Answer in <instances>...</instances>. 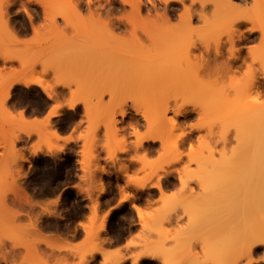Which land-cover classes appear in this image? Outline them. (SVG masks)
<instances>
[{
  "label": "rangeland",
  "instance_id": "1",
  "mask_svg": "<svg viewBox=\"0 0 264 264\" xmlns=\"http://www.w3.org/2000/svg\"><path fill=\"white\" fill-rule=\"evenodd\" d=\"M40 1H23V6L30 12L33 3L42 8V17L30 19L31 28L27 32L11 24L9 9L0 14V23L1 18L7 19L5 28L0 26V100L6 87L4 83L11 79L28 76L47 84L55 95L50 97L55 101L54 105H61L58 112L62 111L64 103L69 106L70 101H75V106H83L80 117L84 127L80 137L82 145L79 150L77 145L64 149L58 142L60 137L52 130L54 124L50 119V123H29L23 113L18 117L12 114L10 98L13 91L28 100L37 101L41 94L31 86L38 84L17 82L10 88L4 103L11 114L2 115L4 118L0 119V209L4 205L6 208V212L0 210V264H91L92 260L96 264L98 258H101L100 264H115L120 260L121 264H133L137 258L140 259L137 264H185L193 255H196L195 260L210 258L214 264H234L236 261L244 264L253 257L258 261L252 264H264L261 262L264 250L239 257L236 248L239 241L236 234L240 229L243 231L244 226L241 225L244 220L245 226L264 223V202L262 198L252 199L253 192L250 195L240 193V177L226 183L227 196L223 198L222 171L219 168L220 162L231 155L235 138L258 135L256 123L240 124L234 115L221 121L217 111L205 110L206 104H215L219 100L216 94H172L163 100L169 105L165 113L158 114L153 104L157 100L160 102V93H139L141 96L135 98V95L129 97L121 92L112 94L105 91L114 81L107 77L113 68L105 65V53L97 54L92 50L89 56L85 53L89 58L84 56L87 60L83 61L81 57L76 58L75 52V57L72 56L77 60L71 59V53V57L69 54L66 56L71 60H63V50L66 49L60 45L62 32L69 37L74 35L75 28L66 25L59 15H56L57 26L50 28ZM77 1L84 16H89L91 11L95 18H107L106 8L113 0ZM99 27V23L90 25L89 34L84 36L86 47L89 41L96 45L105 41V30H99ZM198 54L199 50L189 53L192 61L189 65L198 64ZM253 66L261 70L259 63ZM245 69L246 66L225 76H215L204 67L199 73L204 81L210 79L213 84L221 85L235 75L244 76ZM19 84L23 87L15 88ZM67 95L69 99L64 101ZM257 98L263 100L264 94ZM249 99H244V102L252 105ZM177 108H183L184 114L176 115ZM124 109L126 114L120 115ZM78 117L79 111H67L60 121L72 124ZM222 128L228 136L225 143L221 140ZM181 132L185 139L179 140L178 147H175L174 140L173 143L169 140ZM20 133L37 136L29 150L17 148ZM152 134H157L160 139L152 143ZM131 145L135 147L131 160L139 163L140 167L130 175L128 165L120 164L119 176L123 181L111 179V191L114 192L121 182L124 183L122 198L133 196V188L141 189L136 200L146 203L149 210L139 208L141 231L137 242L131 243L137 250L127 254L109 253L103 248L105 217L99 220L97 213L105 196L103 161L115 158L121 150L128 154ZM48 146L60 150L50 147L51 150ZM40 147L41 150L33 155L34 149ZM78 153L81 170L76 164ZM260 177L264 178V175ZM157 182L162 195L154 199ZM141 184L145 186L140 188L138 185ZM149 186L153 188L144 190ZM167 189L174 190L172 196H165ZM3 193L6 198H3ZM57 194L63 199L60 206L38 207L40 198ZM3 199H9V202ZM1 202L4 203L2 206ZM11 210L17 213L11 214ZM89 210V222L84 224V242L75 244L55 238V235H68L70 231L74 236L79 235L76 228H70V222ZM131 215L127 205L115 214L112 230L118 238L134 229L130 225ZM92 252L95 254L93 257L90 255ZM2 255L6 260L1 258Z\"/></svg>",
  "mask_w": 264,
  "mask_h": 264
},
{
  "label": "bare ground",
  "instance_id": "2",
  "mask_svg": "<svg viewBox=\"0 0 264 264\" xmlns=\"http://www.w3.org/2000/svg\"><path fill=\"white\" fill-rule=\"evenodd\" d=\"M118 1L110 2L107 9V11H113L122 8L127 12L123 18H120L122 23L117 26L105 17H93L91 11L89 16H84L78 7L77 0L40 1L44 6L45 17L49 20L50 28L57 26L56 15L61 16L66 25L70 24L75 28L74 35L69 37L62 32L63 38L60 45L66 49L63 50L62 59L65 60L68 56L71 57L77 53L76 58L81 57L84 61L85 57L91 55L92 50L97 54L105 53V61H107L105 65L113 68L107 77L109 80H114L113 84H109L105 91L112 94L121 92L129 97L135 95V98L137 95L140 97L142 93H160L162 95L160 102L157 100L156 104H153L158 114L165 113L169 105L167 101L163 100L170 98L172 94L218 95L219 100L215 104H206L205 110L217 111L221 121L234 115L240 124L252 125L256 123L258 131V135L255 137L235 138L234 144L231 145V155L227 156L225 161L220 162L219 168L223 176L220 178L221 196L223 198L227 196L226 183L231 179L240 177L241 186H238V189L241 187L240 193L250 195L253 192L252 199L259 200L262 198L264 202V178L260 177L261 174L264 175V98L261 101L257 100L259 94H264V0ZM9 4V0H0V14L3 15L5 11L7 12ZM143 8H146L147 13L154 8L157 16L141 15ZM174 17L177 19L175 20ZM6 21L7 19L1 18L0 26L5 28ZM92 23L94 25L99 23L98 29L105 30V41L97 45L94 41H89L86 47L87 43L84 41V36L89 34ZM115 28L120 30L118 34L115 33ZM34 29L36 28L34 27ZM236 40L254 43L248 49L250 55L248 66L251 65L252 68L249 66L246 76L244 78L233 76L227 83L221 85L213 84L210 79L204 81L205 79L203 80L199 73L204 67L208 69V73L215 76L223 75V73L230 74V68L240 58L236 52L237 48L234 46L237 43ZM255 42L259 45H255ZM225 44H228L227 54L223 51ZM197 48L203 49V53L201 52L197 57L198 64L189 65V61L192 62L189 53ZM81 55L85 57L83 58ZM73 60L77 59L73 58ZM241 60L245 61V58H241ZM254 63H259L261 70L255 69ZM17 82H22L25 85L40 84L50 97L55 96L47 84L35 78L26 76L11 79L8 83H4L6 87L1 95V120L4 118L2 115L11 114L4 102L9 96L10 88ZM250 97L254 98L255 101L254 99L251 100ZM246 98H250L249 102L252 105H248V101L247 103L244 102ZM75 104V101L69 102L70 107H74ZM60 106L55 104L50 114L57 113ZM126 112L127 110L124 109L120 115H125ZM135 112L139 113V110L135 109ZM184 112L183 108H177L175 114L183 115ZM48 118L49 116L45 122L49 121ZM224 129L222 128L221 140L225 143L228 141V136ZM260 131L261 134H259ZM55 135L57 136V134ZM150 136L153 142L160 139L157 134ZM184 139L185 134L181 132L169 141L173 143L174 140V146L178 147V141ZM50 147L48 146V149L52 148ZM56 148L58 149V147L52 149L55 150ZM40 150L41 147L34 149L32 154L35 155ZM23 159L27 160V158ZM138 186L143 188L145 184ZM157 186L161 189L158 182ZM4 195L3 193V198H6ZM25 196L28 198L26 194ZM7 198L10 197L7 196ZM3 200L7 201L6 199ZM249 201L248 199V204H250ZM2 202L1 206L4 204ZM2 207L6 212L5 205ZM3 209L0 210L3 211ZM10 213L14 215L17 211L11 210ZM244 224L241 225V227L244 226L243 231L240 229L238 230L239 233L236 234L239 238L236 243L239 257L254 255L264 250V223L262 225L249 223L246 226ZM101 252L103 253V250ZM90 255L94 256V253L92 252ZM1 258L6 260L5 255H2ZM195 258L196 255H193L191 260L185 264H214L210 258L200 260H195ZM139 260V258L135 259L133 264H137ZM121 261L115 264H121ZM257 261V257H253L244 264H252ZM261 262L264 263V254ZM234 264H238V262L236 261Z\"/></svg>",
  "mask_w": 264,
  "mask_h": 264
},
{
  "label": "crops",
  "instance_id": "3",
  "mask_svg": "<svg viewBox=\"0 0 264 264\" xmlns=\"http://www.w3.org/2000/svg\"><path fill=\"white\" fill-rule=\"evenodd\" d=\"M37 84V83H35ZM30 85V84H29ZM16 87H23V85H15ZM31 87H36L37 90L41 94V99L37 101H31L24 98L21 94L13 91V94L10 98V110L12 114L16 117L20 116L21 113L24 114L27 122L32 123L35 121H45L47 116L48 119L51 120V123L54 124L52 130L59 136L58 142L63 145L64 149H67L73 145L78 146V150L82 145V140L80 139L81 135L83 134L84 127L80 123V117L83 115V106L76 105L74 108L67 106L64 101L69 99V95H67L66 99H64L63 103L64 106L61 112H57L54 114H50L52 111V106L54 105L55 101L50 98V96L41 88V85H32ZM14 88V89H15ZM9 110V111H10ZM67 111H79V117L75 122L72 124H63L61 123L62 116L64 112ZM37 136L35 134L28 135L26 133H20L19 140H17V148L29 150L32 144L36 141ZM153 143V141H151ZM155 142V141H154ZM122 151V152H121ZM118 152L117 156L113 159H106L103 164L105 165V196L101 201L100 206L97 209L98 219L101 220L105 217V242L103 248L109 253H130L131 251H136L137 248L131 245L132 242H137L138 234L141 231V220L139 214H141L139 208L141 210H149V206L146 203L137 202L136 198L139 196L141 189L133 188L131 192L133 196L128 198H122V186L123 182L116 185L115 191L112 190V185L110 184V180L113 179L115 181L120 180L123 181V177L119 176V167L120 164L126 163L128 165V171L130 175H134L139 167L140 164L134 160H131V156L135 154V147L130 146L128 154L121 150ZM62 152V150L60 151ZM77 167L81 170L82 164L80 162L81 156L77 154ZM157 186V184H156ZM153 186H149L146 189H152ZM155 188V196L154 199H158L162 193L160 192V188L157 186ZM173 189L165 190V196L170 197L173 195ZM63 199L60 194H57L52 197H44L40 198L38 207L48 206V207H58L62 204ZM125 205H127L131 212V223L130 225L133 226L134 229H129L127 233L118 238L116 234L113 232V221L115 220V214ZM90 210L88 213L84 214L82 217L77 218L75 220H71L70 228H76L78 230L79 235H73V233L67 232L68 235H55V238H59L61 242H70V243H82L85 240V233H84V224L89 222ZM130 227V226H129ZM104 229V227L102 228ZM102 249V248H101ZM103 252L105 253V250ZM95 255V254H94ZM93 257V256H92ZM101 258H98L96 264H100ZM91 264H94V261H91Z\"/></svg>",
  "mask_w": 264,
  "mask_h": 264
},
{
  "label": "flooded vegetation",
  "instance_id": "4",
  "mask_svg": "<svg viewBox=\"0 0 264 264\" xmlns=\"http://www.w3.org/2000/svg\"><path fill=\"white\" fill-rule=\"evenodd\" d=\"M23 1L24 0H12L10 1V4L8 6L9 12H8V17L11 21V24L14 25L18 30L22 31V32H27L30 30L31 28V17L33 20H36L38 18L42 17V8L40 7L39 4L33 3V6L31 7L32 12L28 11L26 7L23 6ZM85 2V1H83ZM117 2H119L117 0ZM87 5H84V8H86ZM109 6H107L106 8V12L105 15L107 14V19L111 20V22L117 26L118 24L122 23L120 18H123L127 12L124 11V9L122 8H118V9H114L113 11H107ZM146 10V8H143ZM120 10H122V12H119ZM152 11H150L149 13H147L146 11L142 12L141 15H147L150 14L151 16L155 17L157 16V12L156 10L154 11V8L151 9ZM31 15V17H30ZM111 17H110V16ZM174 19L176 20L177 17ZM115 33L118 34L119 33V29L115 28L114 29ZM237 43H235V48H237V53L239 54L240 58L237 62H235L232 67L230 68V73H233L234 71H236L239 68H243L244 66H246V69L244 70V76H242V78L245 77L246 74V70L248 68V64L250 61V55L248 53V44L252 43L250 41H244V40H236ZM227 43V42H225ZM251 45V44H250ZM227 47L228 44H225L223 47V51L225 52V54H227ZM247 47V50L244 51V48ZM196 50H199V54L202 52L203 53V49L202 48H197ZM199 54L197 55V57L199 56ZM241 58H245V61L241 60ZM212 66V65H210ZM227 74L220 75V76H225ZM236 76V75H235ZM240 77V76H238Z\"/></svg>",
  "mask_w": 264,
  "mask_h": 264
}]
</instances>
